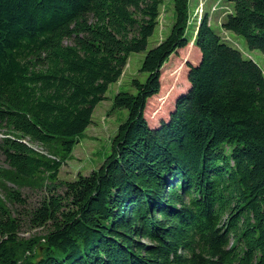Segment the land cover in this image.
<instances>
[{
	"label": "trees",
	"instance_id": "1",
	"mask_svg": "<svg viewBox=\"0 0 264 264\" xmlns=\"http://www.w3.org/2000/svg\"><path fill=\"white\" fill-rule=\"evenodd\" d=\"M228 1L219 32L208 12L192 19L191 0H173L147 79L115 96L128 117L111 153L64 180L65 159L130 55L147 49L164 0H0V149L19 176L49 180L35 200L13 188L0 200V264H264V70L223 35L264 53V0ZM192 40L188 87L153 127L146 110L163 67ZM30 142H60L63 156Z\"/></svg>",
	"mask_w": 264,
	"mask_h": 264
},
{
	"label": "rangeland",
	"instance_id": "2",
	"mask_svg": "<svg viewBox=\"0 0 264 264\" xmlns=\"http://www.w3.org/2000/svg\"><path fill=\"white\" fill-rule=\"evenodd\" d=\"M226 6L229 8L228 10H232L234 3L228 0H191L190 15L194 21H198L208 12L213 27L221 32L222 26L220 23ZM224 18L225 15L223 20ZM174 21V2L173 0H164L161 6L159 25L155 34L150 38L147 49L141 52H133L119 81L110 85L106 98L95 108L93 123L80 137V141L72 154L65 159L59 173L61 179L73 180L77 178L79 173L89 174L92 170L99 168L111 153L113 138L117 134L120 124L128 117V110L126 108H114L115 96L120 91L135 93L136 89L132 84L134 78H139L141 81L147 79L148 73L141 69L144 59L148 51L170 33ZM194 27L189 29L190 36L195 34L193 33L195 31ZM223 35L230 37L232 41L229 42L233 46L241 49L246 56L255 59L264 70V53L260 50H252L241 35L230 31L229 33L224 31ZM199 51V48L197 49L192 40L189 46L174 54L163 67L161 92L149 99L146 110V116L153 127L159 126L164 120L170 118L171 113L176 107L179 95L188 87L189 67L187 61L197 62ZM5 133L7 132L0 131V137L5 135ZM30 143L33 148L49 158H61L63 156L60 142L46 145L38 142ZM47 177V175L41 176L35 179V182H32L31 179L19 176L5 162V156L0 149L1 201L8 202V193L12 188L21 191L23 195L35 200L39 193L34 189V186L47 183L49 181ZM39 231L37 229H27L22 232V235L31 236L34 232Z\"/></svg>",
	"mask_w": 264,
	"mask_h": 264
},
{
	"label": "bare ground",
	"instance_id": "3",
	"mask_svg": "<svg viewBox=\"0 0 264 264\" xmlns=\"http://www.w3.org/2000/svg\"><path fill=\"white\" fill-rule=\"evenodd\" d=\"M45 145V144H44ZM53 146V145H52ZM55 147V146H54Z\"/></svg>",
	"mask_w": 264,
	"mask_h": 264
}]
</instances>
